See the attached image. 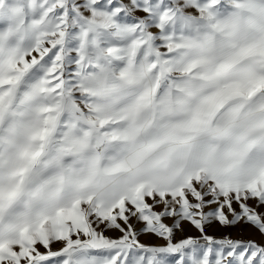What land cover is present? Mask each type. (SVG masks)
Wrapping results in <instances>:
<instances>
[{
  "label": "snow or ice",
  "instance_id": "1",
  "mask_svg": "<svg viewBox=\"0 0 264 264\" xmlns=\"http://www.w3.org/2000/svg\"><path fill=\"white\" fill-rule=\"evenodd\" d=\"M0 264H264V0H0Z\"/></svg>",
  "mask_w": 264,
  "mask_h": 264
},
{
  "label": "rangeland",
  "instance_id": "2",
  "mask_svg": "<svg viewBox=\"0 0 264 264\" xmlns=\"http://www.w3.org/2000/svg\"><path fill=\"white\" fill-rule=\"evenodd\" d=\"M208 234L210 235H216V236H221L225 233L230 232L233 236H245V237H249V236H254L256 235L255 232L251 229H241V228H232V229H226V228H222L219 225L213 224L212 226L207 228ZM192 234H197L195 233V230H191ZM178 237L181 235L180 233H177ZM146 240H150V242L152 243H163V241H159L156 239H152V238H148L145 237ZM58 247V246H57Z\"/></svg>",
  "mask_w": 264,
  "mask_h": 264
},
{
  "label": "bare ground",
  "instance_id": "3",
  "mask_svg": "<svg viewBox=\"0 0 264 264\" xmlns=\"http://www.w3.org/2000/svg\"><path fill=\"white\" fill-rule=\"evenodd\" d=\"M144 239H146V238H144Z\"/></svg>",
  "mask_w": 264,
  "mask_h": 264
}]
</instances>
